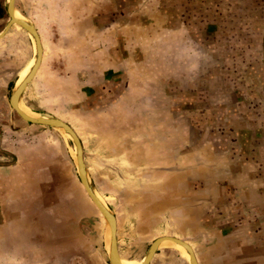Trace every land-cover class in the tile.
Returning <instances> with one entry per match:
<instances>
[{
    "label": "crops",
    "instance_id": "0c3cea01",
    "mask_svg": "<svg viewBox=\"0 0 264 264\" xmlns=\"http://www.w3.org/2000/svg\"><path fill=\"white\" fill-rule=\"evenodd\" d=\"M100 2L110 11L80 5L94 45L78 73L87 115L53 104L62 99L60 48L39 24L43 63L24 98L32 88L31 102L45 92L47 108L105 167L121 260L141 262L156 240L171 237L189 244L198 264H264V0ZM8 4L0 0L4 30ZM26 35L13 26L0 42L21 41L26 51ZM3 50L14 59V49ZM11 66L0 64L2 260L112 264L110 232L101 251L91 235L69 234L79 224V180L58 131L27 123L11 106ZM174 248L160 247L149 264H190Z\"/></svg>",
    "mask_w": 264,
    "mask_h": 264
},
{
    "label": "rangeland",
    "instance_id": "374dc122",
    "mask_svg": "<svg viewBox=\"0 0 264 264\" xmlns=\"http://www.w3.org/2000/svg\"><path fill=\"white\" fill-rule=\"evenodd\" d=\"M81 1L85 3L88 0H17V8H18V13L21 14L22 17L25 16L24 18H27L29 22L37 25L39 24V26H42L44 28H48L50 31V35L49 33L48 35L44 33L48 41L57 42L56 47L60 48L58 50H59V54H61L62 69L59 72V76H60L59 91L62 93L61 96L62 99H60V101L58 102H54L53 104L55 105L57 104L59 107H62L63 110L69 114H74L79 112L82 115H87L89 111L81 109L82 105L85 106V104L82 103L79 104L77 102V99L82 98V96H80L81 93L86 94L87 92V87H83V86H81L80 88L78 87V79H79L78 73L82 74L86 72L85 68L87 67V64L91 61L92 58L90 49H93L94 45H93V41L90 42V38L88 36L89 28L91 27L90 26L91 20L87 18L88 13L86 11V7L80 6L82 4ZM90 1L100 3L99 6L96 8L97 14L104 13V8L106 12H109L111 9L110 6L105 7L104 4L100 2V0H90ZM40 17H42V21H39ZM3 26L4 24L0 25V32L4 30ZM14 26H16L18 29H22L18 25H14ZM27 34L28 35L26 36L29 39H31L32 42L34 43L31 35L29 33ZM7 44H8L7 41L0 42V64H6L9 65V67L10 64L12 66H16L14 71L11 68H9L8 70L15 72V76L19 80L21 74L24 72V70L28 68V66L34 60L35 44L34 47L32 44V48L26 49V51L23 49L21 41L20 44L17 41L16 46L14 48H9V45L7 46ZM3 49H14L12 50V53L15 55L11 54L12 58L14 59H9L8 55H6ZM96 88L98 93V89H99L98 86ZM33 89L35 88H32V91ZM32 91L29 90L27 96H25V98H23V101L20 102V105L27 107L29 110L39 115H45V116H51L57 118L56 114H59V112L56 109L50 110L47 108V104L49 102L44 97L46 95L45 92L39 91L41 93L40 95L39 92H37V94L39 95L38 98L35 97V100L37 101L31 102L29 100V97ZM72 93H74L75 97L74 95H72ZM72 96L73 98H71ZM74 98H76V100ZM38 100H40V103H38ZM40 104L41 106H39ZM60 132H58L59 133L58 141L63 142L64 146L66 147V151H67L66 156H68L67 162L69 168L71 169L69 171V174L72 176L74 181L78 179L80 184V188H79L80 213L78 216L79 224L76 223V221H73L72 225L74 226V228L72 230L69 229V234L71 236H75L78 235L80 232V234L83 233L86 236L91 235L92 237H94L93 238L94 245L92 246L95 248V250L97 249L101 251L103 250V244L105 245L106 243V239H107V248H108V236L110 231L109 227L103 215L96 207V205L93 203V201L87 194L85 188L83 187L80 181L78 168L76 164V157H75L76 147L72 143L71 141L72 139L63 131ZM80 135L82 136L83 140L85 141V145L87 146V135L84 134L83 131L80 132ZM93 154L94 153L89 151L88 149L87 151H85V163L88 166L89 176L91 182L95 185V188L98 192L97 193L98 196H100L103 202L106 204L102 192L104 186L105 167H103L101 163L96 162L97 160H93L95 158ZM75 217L77 218V215ZM163 247L175 249L173 246L170 245H164ZM3 249L4 247L1 246L0 264H8L7 259H5L8 258L7 256L4 258L6 261L2 260V254H4ZM14 264L17 263L14 262ZM19 264H24V263L22 261ZM27 264H38V263L31 261V263L27 262ZM48 264H53V263H48ZM81 264H87V263L83 261V263L81 262Z\"/></svg>",
    "mask_w": 264,
    "mask_h": 264
},
{
    "label": "water",
    "instance_id": "95a60500",
    "mask_svg": "<svg viewBox=\"0 0 264 264\" xmlns=\"http://www.w3.org/2000/svg\"><path fill=\"white\" fill-rule=\"evenodd\" d=\"M15 6H16V0H11L10 3L8 4V13L10 16V21H9L8 25L6 26L5 30L0 34V39H2L9 32L11 27H13L14 25L20 26L24 31L31 34L32 37L36 41L37 53H34V58L36 57L37 61H36V65L31 69V72L29 73V75L27 76L25 81L20 86L16 85V87L12 93L11 99H10L11 106L16 111V113L27 123H30L33 125H38L41 127L53 128L58 132H60V131L57 130V128H61V129H64L68 134L71 135L73 140H71V139L70 140L72 141L74 146L77 148V162H76V164H77V168H78L80 181H81L82 185L84 186L87 194L93 200V202L97 205L99 210L102 212L103 216L105 217V219L107 220V222L109 223V226L111 228V250H110L111 263L112 264H121V257L119 255V251H118V247H117V220H116L114 213L111 211V209L108 207V205L105 203L103 204L97 196L98 192L95 188V185L91 182L89 172H88V168H87L86 163H85V152H84L83 145H82V142H81L79 136L77 135V133L74 131V129L69 124H67L66 122H64L58 118L43 115L45 118L34 119V118L29 117L26 114H24L21 111V109L19 108V102L23 101L24 94H25L28 86L33 81V79L35 78V76L37 74V69L39 70V67L41 66V62L43 59V50L41 47L40 35H39L38 30L36 29L35 25L29 21L27 22V21H22V20L16 19L15 18V12H14ZM32 44L34 47L33 42H32ZM34 51H35V47H34ZM167 239L173 240L176 243L183 245L191 254V257H192L191 264H198L197 259H196L195 254H194V251H193V248L189 244H187L186 242L179 240V239H176V238H171V237L170 238L169 237H163V238L156 240L154 242V244L151 246L147 256L145 257V261L143 262V264H149L151 262L152 258L156 254V252L160 249L163 242Z\"/></svg>",
    "mask_w": 264,
    "mask_h": 264
},
{
    "label": "bare ground",
    "instance_id": "6f19581e",
    "mask_svg": "<svg viewBox=\"0 0 264 264\" xmlns=\"http://www.w3.org/2000/svg\"><path fill=\"white\" fill-rule=\"evenodd\" d=\"M10 1L11 0H8V3H10ZM14 12H15V18L16 19H19V20H22V21H27L28 22V20L27 19H25L24 17H22L21 16V14H19L18 12L16 13V11L14 10ZM31 35V34H30ZM31 37H32V35H31ZM32 39H33V41H34V44H35V51H34V53H37V49H36V41H35V39L32 37ZM41 40V39H40ZM41 47H42V45H41ZM42 50H43V48H42ZM43 60V59H42ZM36 61H37V59H36V57L34 58V60H33V62L28 66V68L26 69V70H24V72L22 73V75H21V77H20V79L18 80V82H17V86H20L24 81H25V79L27 78V76L29 75V73L31 72V69L36 65ZM41 64H42V62H41ZM41 67V66H40ZM39 67V68H40ZM37 72H38V69H37ZM19 108L21 109V111L24 113V114H26L27 116H29V117H32V118H34V119H40V118H45L43 115H39V114H37V113H34V112H32L31 110H29L27 107H25V106H21L20 105V102H19ZM57 130H59V131H63L64 133H66L71 139H72V137H71V135L70 134H68L64 129H61V128H57ZM73 140V139H72ZM75 157H76V162H77V148H76V154H75ZM84 187V186H83ZM98 196V195H97ZM98 198H99V200L104 204V202H103V200L101 199V197L100 196H98ZM92 200V199H91ZM93 201V200H92ZM94 203V202H93ZM95 204V203H94ZM96 205V204H95ZM96 207H97V205H96ZM98 208V207H97ZM99 209V208H98ZM100 211V210H99ZM101 212V211H100ZM101 214H102V212H101ZM103 215V214H102ZM104 217V216H103ZM104 219H105V217H104ZM105 221H106V223H107V225H108V227H109V232H110V239H109V253H110V250H111V228H110V226H109V223L107 222V220L105 219ZM170 238V237H169ZM168 242H170L169 244H167V245H170V246H176V247H178V248H180V249H182L185 253H187V255L191 258V260H192V257H191V254L189 253V251L183 246V245H180L179 243H176L175 241H173V240H170V239H167V240H165L164 242H163V244L161 245V247H163L166 243H168ZM145 261V259L143 260V261H141V262H130V261H126V260H121V264H143V262ZM190 264H191V261H190Z\"/></svg>",
    "mask_w": 264,
    "mask_h": 264
}]
</instances>
